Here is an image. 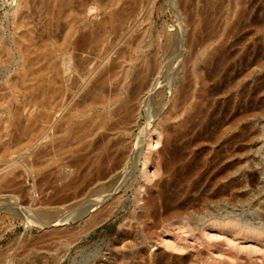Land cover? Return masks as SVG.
I'll use <instances>...</instances> for the list:
<instances>
[{"label":"rangeland","instance_id":"obj_1","mask_svg":"<svg viewBox=\"0 0 264 264\" xmlns=\"http://www.w3.org/2000/svg\"><path fill=\"white\" fill-rule=\"evenodd\" d=\"M2 178L0 264H264V0H0Z\"/></svg>","mask_w":264,"mask_h":264},{"label":"bare ground","instance_id":"obj_2","mask_svg":"<svg viewBox=\"0 0 264 264\" xmlns=\"http://www.w3.org/2000/svg\"><path fill=\"white\" fill-rule=\"evenodd\" d=\"M48 1V0H47ZM206 11V10H205ZM207 15V14H206ZM118 16V15H117ZM208 17V16H207ZM254 17H256V16H254ZM240 18H241V13H239L238 14V18H237V21L238 20H240ZM254 19V18H253ZM244 21H248V22H251L252 21V17L250 16V15H246V17H245V20ZM240 28V27H239ZM211 31V30H210ZM190 32V31H189ZM217 32H219V31H217ZM46 38V37H45ZM46 51L45 50H43V54L45 53ZM79 57V56H78ZM224 58H226V57H224ZM150 62H152V61H150ZM152 66V65H151ZM157 68V67H156ZM140 72V71H139ZM43 72H42V70L40 71V73L38 74L39 76H40V74H42ZM210 73V72H209ZM129 74H130V72H129ZM151 74V73H150ZM160 75V74H159ZM226 75H227V73H226ZM136 76V75H135ZM149 77V76H148ZM157 77V76H156ZM156 79V78H155ZM149 80H151V79H149ZM153 80V79H152ZM224 80V79H223ZM159 81V80H158ZM152 82V81H151ZM155 82V81H154ZM160 82V81H159ZM189 83V82H188ZM144 85H145V87H144ZM153 85H155L154 83L153 84H151V85H149V87H148V90H147V92L146 93H143L145 90L144 89H146V84H144V82H141V83H138L136 86H131L132 88H131V91L128 93L129 94V100H126V102H124L123 103V107H125L126 109H127V114L125 115V117H124V123H123V127H121L117 132H119V135H121V137L122 136H128L129 135V133H130V131H131V127H132V125H134V124H137V119H138V116H139V113H140V110L142 109V104H144L148 99H146L148 96H150V93H152L153 92V89L155 88V87H153ZM160 85V84H159ZM185 85V84H184ZM114 86H116V85H114ZM115 88V87H114ZM107 89V88H106ZM129 89V88H128ZM183 90V89H182ZM186 90V89H185ZM151 91V92H150ZM186 92V91H185ZM143 93V94H142ZM182 93H184V92H182ZM42 94H43V97L44 98H54V96L56 95L54 92L52 93L51 92V90H46V89H43V91H42ZM55 94V95H54ZM108 94V93H107ZM153 95H154V93H152ZM180 95V94H179ZM189 95V94H188ZM85 97V96H84ZM181 97V96H180ZM37 99H40V97H38ZM150 99V98H149ZM82 100V99H81ZM35 101H39L40 102V100H36L35 99ZM130 102H134V106H132L131 108H133V109H131L130 111H129V108L128 107H130L129 106V104H130ZM154 102V101H153ZM180 104V103H179ZM146 105V104H145ZM159 107V106H158ZM145 108V107H144ZM147 108V107H146ZM151 108L149 107L148 109H147V116L149 117V119L151 118L150 117V114L148 113L149 111L148 110H150ZM159 109V108H158ZM162 110H163V108H162ZM161 110V111H162ZM151 111H152V109H151ZM155 111V110H154ZM160 111V110H159ZM160 111V112H161ZM155 113V112H154ZM153 113V114H154ZM143 114V113H142ZM116 115V114H115ZM157 115V114H156ZM111 117H112V115H111ZM146 117V116H145ZM144 117V118H145ZM148 117H146L147 119L146 120H148ZM152 117H154V116H152ZM155 118V117H154ZM119 121V120H118ZM104 123H105V120H104V117L102 116H98V117H96L95 119H94V122H93V126H94V128L95 129H98V128H100V127H102L103 125H104ZM31 124H32V122H29V124L27 125V127H26V129L27 130H30L31 129ZM139 124V123H138ZM137 124V125H138ZM92 126V127H93ZM119 126V125H118ZM136 126V125H135ZM140 126V125H139ZM147 127L146 128H144L143 130H142V133L140 132V134H144V136H143V139L145 138V133H144V131L146 130V129H148L149 127H151L152 126V124L151 123H149V124H147L146 125ZM91 127V128H92ZM206 127V126H205ZM107 128V127H106ZM134 128V127H133ZM95 133V132H94ZM108 136V135H107ZM103 138V137H102ZM196 139V138H195ZM120 140V139H119ZM140 140V139H139ZM102 141V140H101ZM123 141V140H122ZM126 141V140H125ZM98 142V141H97ZM116 142V141H115ZM103 143V142H102ZM114 143V142H113ZM123 143V142H122ZM96 145V144H95ZM94 147V146H93ZM95 148V147H94ZM141 148V147H140ZM121 153V152H120ZM119 153V154H120ZM107 155V154H106ZM111 155V154H110ZM130 155V154H129ZM108 156H109V153H108ZM106 157V156H105ZM104 157V158H105ZM130 157V156H129ZM115 158V157H114ZM139 158V157H138ZM118 159V158H117ZM136 159H137V156H136ZM101 160V155H96L95 156V162H99ZM105 162V161H104ZM106 162H107V160H106ZM135 162V163H134ZM149 162H150V160L149 159H146L145 161H144V166H143V168H147L148 166H149ZM116 163V162H115ZM119 163H120V161H119ZM117 164V163H116ZM136 164H137V160H135V161H133L132 162V168H133V170H135L136 169ZM102 165V164H101ZM117 166V165H116ZM121 166V165H120ZM102 167V166H101ZM129 167V166H128ZM113 168V167H112ZM105 169V168H104ZM129 169V168H128ZM103 170V169H102ZM189 170V169H188ZM112 171V170H111ZM106 174V173H105ZM104 174V175H105ZM103 175V176H104ZM107 175V174H106ZM105 175V176H106ZM42 177V176H41ZM64 177V176H63ZM88 177H86L85 179L86 180H84V181H86V183L87 184H85V188H87L88 186H89V184H90V180H92V179H87ZM104 179V178H103ZM39 180V179H38ZM79 180V179H78ZM94 180V179H93ZM1 182H0V186L2 185L1 183L2 182H6V179H4V178H2V180H0ZM45 181V180H44ZM56 181V180H55ZM136 181V180H135ZM78 182V181H77ZM252 182V181H251ZM85 183V182H84ZM250 183V182H249ZM39 184V183H38ZM112 184V183H111ZM68 186H70V188H77L78 187V185H77V183H75L74 182V180H71V181H69L68 182V184H67ZM110 187V186H109ZM112 187H114V186H112ZM120 187V186H119ZM119 187H116V189H114V190H118L119 189ZM77 190V189H76ZM81 191V190H80ZM106 191V190H105ZM113 191V190H112ZM111 191V192H112ZM109 192H110V189H109ZM76 193V192H75ZM75 193H72L73 195L75 194ZM99 194V193H98ZM112 194V193H111ZM70 195V194H69ZM103 196V195H102ZM167 196H170V195H167ZM61 197H62V195H61ZM166 197V196H165ZM102 198V197H101ZM172 198V197H171ZM61 199V198H60ZM87 205V204H86ZM91 207V206H90ZM95 207H97V206H95ZM86 210V209H85ZM94 210V209H93ZM69 212V211H68ZM85 212V211H84ZM87 212V211H86ZM88 213V212H87ZM82 214H83V212H82ZM99 214H101V213H99ZM84 216H85V213H84ZM99 216V215H98ZM102 216H103V214H102ZM82 218V217H81ZM96 218H97V216L95 217V216H93V217H91L89 220H88V223L89 224H94L95 222H96ZM99 218V217H98ZM102 220V219H101ZM65 221H67V220H65ZM59 222V221H58ZM58 222H56V224L58 223ZM99 222H101V221H99ZM98 222V223H99ZM45 223V222H44ZM62 223V222H61ZM97 223V222H96ZM63 224V223H62ZM89 226H91L92 227V225H89Z\"/></svg>","mask_w":264,"mask_h":264}]
</instances>
